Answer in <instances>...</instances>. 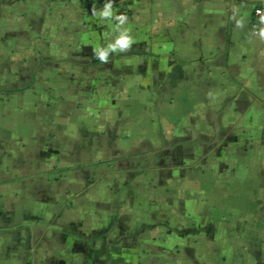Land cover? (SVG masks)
Here are the masks:
<instances>
[{
  "label": "crops",
  "instance_id": "1",
  "mask_svg": "<svg viewBox=\"0 0 264 264\" xmlns=\"http://www.w3.org/2000/svg\"><path fill=\"white\" fill-rule=\"evenodd\" d=\"M59 1L0 5L68 64L3 92L0 264L31 232L37 264H264V0L113 3L112 42L108 0L79 32Z\"/></svg>",
  "mask_w": 264,
  "mask_h": 264
},
{
  "label": "rangeland",
  "instance_id": "2",
  "mask_svg": "<svg viewBox=\"0 0 264 264\" xmlns=\"http://www.w3.org/2000/svg\"><path fill=\"white\" fill-rule=\"evenodd\" d=\"M4 0H0V5L3 4ZM130 0H108L107 4H113L114 5H120L125 4L126 2H129ZM58 7V6H56ZM102 8H105L102 7ZM1 10V8H0ZM58 10L57 16L60 21L67 20L70 18L75 24H78L79 29L78 32L81 31V28H83L82 22L88 21L85 19L83 15H81V11L79 9L78 0H62L59 1V7L56 9ZM67 11L71 12L70 14L67 13ZM1 13V11H0ZM1 18V16H0ZM38 18V17H36ZM107 18V15H101L98 17V21L101 24H103L102 27H106V31L108 33H105L108 37V42H112V39L116 35L114 31H111L107 26L106 21L104 19ZM126 20V19H124ZM127 21V20H126ZM31 22V21H30ZM24 25V24H23ZM18 25L16 27L11 26L9 29H6L5 31L0 30V103H5V95L4 90H8V88H13L14 86L19 87L25 86L26 88L30 87L32 89H36L38 92V73L40 72V68L43 66V72H51L52 70L58 72V71H65L66 62H60L55 65V63L51 62V58L54 55L50 54V48L48 45L45 47L47 48L45 51V48L41 45H45L44 42L41 41V39L47 34V32H38L37 30H31V25L27 23L24 25ZM60 34H66L64 30L59 31ZM71 35L73 32H69ZM41 44V45H40ZM110 44V43H109ZM48 46V47H47ZM59 55H67L69 53V48L66 46V42L62 43L61 46H59ZM78 53H81L80 49L76 50ZM72 53V51L70 50ZM43 54L45 56H43ZM43 56V57H42ZM60 61V60H59ZM50 62V63H49ZM55 65V68H53ZM45 65L48 69H45ZM52 68V69H51ZM30 97L27 95L28 102L30 101ZM36 100L38 103V94L36 95ZM4 110L0 104V115L1 117ZM0 117V118H1ZM37 226H38V220H37ZM4 230H0V235L4 234ZM29 234V233H28ZM18 236L17 232L14 234ZM22 240H26V238L22 237V234H20ZM30 239H28V244L25 247L26 248V255L21 256L20 259H24V262L26 264H37L38 262V238L35 239L36 235L35 233L31 232ZM2 237V236H1ZM1 241V238H0ZM18 240L16 239L13 241L12 245L15 244L16 248L19 247ZM22 243V242H21ZM20 243V244H21ZM1 249V246H0ZM9 255H4L1 253L0 250V262L2 263L7 259ZM19 255H13L14 259H11L13 262L16 260L19 262ZM192 258V261L194 260L193 256H190ZM17 263H11V264H18Z\"/></svg>",
  "mask_w": 264,
  "mask_h": 264
},
{
  "label": "clouds",
  "instance_id": "3",
  "mask_svg": "<svg viewBox=\"0 0 264 264\" xmlns=\"http://www.w3.org/2000/svg\"><path fill=\"white\" fill-rule=\"evenodd\" d=\"M110 9H111V4L110 3L109 4H106L105 5V10L103 11L102 14L103 15H110L111 14ZM119 19L123 20V19H125V17H119ZM118 43L121 46L127 45V43H128L127 36H123L122 35L121 38L118 40ZM99 55H100V58L102 60L105 59V52H101V53H99Z\"/></svg>",
  "mask_w": 264,
  "mask_h": 264
},
{
  "label": "built area",
  "instance_id": "4",
  "mask_svg": "<svg viewBox=\"0 0 264 264\" xmlns=\"http://www.w3.org/2000/svg\"><path fill=\"white\" fill-rule=\"evenodd\" d=\"M255 14L256 16H258L260 18V23H264V11L262 8H257L255 10Z\"/></svg>",
  "mask_w": 264,
  "mask_h": 264
}]
</instances>
